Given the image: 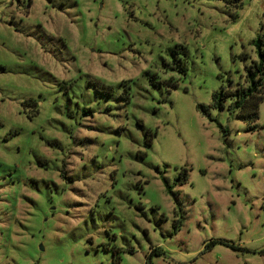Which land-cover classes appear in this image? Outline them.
Wrapping results in <instances>:
<instances>
[{"label": "rangeland", "instance_id": "374dc122", "mask_svg": "<svg viewBox=\"0 0 264 264\" xmlns=\"http://www.w3.org/2000/svg\"><path fill=\"white\" fill-rule=\"evenodd\" d=\"M260 37L264 0H0V264H264V99L214 104Z\"/></svg>", "mask_w": 264, "mask_h": 264}, {"label": "trees", "instance_id": "16d2710c", "mask_svg": "<svg viewBox=\"0 0 264 264\" xmlns=\"http://www.w3.org/2000/svg\"><path fill=\"white\" fill-rule=\"evenodd\" d=\"M258 58L254 59L251 66L246 70L245 84H241L236 90H224L215 93V106L223 107L228 96H235L234 105L240 110V116L250 122V128L257 127L256 121L259 118L260 105L264 99V38L260 37L255 41ZM185 71V66L183 67ZM206 111L204 105H199ZM187 179V174L180 176V182ZM155 250L152 251V254Z\"/></svg>", "mask_w": 264, "mask_h": 264}]
</instances>
